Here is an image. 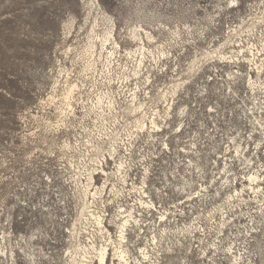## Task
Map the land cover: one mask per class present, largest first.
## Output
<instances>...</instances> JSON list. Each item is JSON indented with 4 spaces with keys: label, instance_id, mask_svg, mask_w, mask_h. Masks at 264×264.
I'll list each match as a JSON object with an SVG mask.
<instances>
[{
    "label": "rangeland",
    "instance_id": "374dc122",
    "mask_svg": "<svg viewBox=\"0 0 264 264\" xmlns=\"http://www.w3.org/2000/svg\"><path fill=\"white\" fill-rule=\"evenodd\" d=\"M98 1L103 8H91L87 0H0V242L5 252H16L14 264H69L74 245L110 246L118 224L131 216L137 225L128 228L124 243L131 264L170 259L179 264L183 258L187 264H264V131L255 123L256 117L264 123V0H238L236 7L231 0ZM103 13L114 19L122 48L108 68L98 46L91 58L97 72L88 75L85 50L95 17L99 34L109 24ZM138 25L156 36L146 41L149 50L137 79L136 59L128 53L136 50L131 30ZM213 51L226 60L207 61ZM194 60L199 62L195 75L188 72ZM179 80V97L167 117L163 93ZM69 83L79 90L67 119L48 101L61 99ZM108 94L119 104L104 115L111 113L102 132L104 150L98 153L84 145L89 132H98L100 116L92 105ZM145 113L146 123L152 117L162 131L152 132L151 124L149 131L135 127ZM84 167L99 190L90 212L104 220L102 226H87L81 219L77 223L85 228H79L90 233L76 238L81 195L73 177L85 173ZM225 174L240 194H225ZM168 246L173 253L161 262L149 257L166 254ZM25 252L36 261H28ZM113 253L110 247L107 264ZM0 264L12 261L0 253Z\"/></svg>",
    "mask_w": 264,
    "mask_h": 264
},
{
    "label": "bare ground",
    "instance_id": "6f19581e",
    "mask_svg": "<svg viewBox=\"0 0 264 264\" xmlns=\"http://www.w3.org/2000/svg\"><path fill=\"white\" fill-rule=\"evenodd\" d=\"M88 1V5L91 6V8L93 7H98L100 8V2L98 0H87ZM231 4L230 6H237L239 4L238 0H231L230 1ZM242 4V3H241ZM103 8V7H101ZM95 9V8H94ZM102 10V9H101ZM238 10V9H237ZM240 10V9H239ZM107 11V10H106ZM227 11V10H226ZM102 12V11H101ZM217 13V12H216ZM94 14V13H93ZM104 16L106 17V21L109 23L107 26H106V29L103 31V33L99 34L98 31L95 29V27H98L99 26V22H98V18L95 17V20H94V26L92 27V30H91V35H89V43L88 45L86 46V50H85V53H86V56L88 57V62H87V66L85 68V72H87V74L89 75L90 74H94L97 72V61L96 60H91V58L93 57L94 54H97V47L100 46L101 47V52L98 54V56L100 57V59H105V63L107 64V67L109 68L112 64H113V60H115L117 57L116 55L119 53V49L122 48L120 42L118 41L117 39V36H116V23H114V19L112 20L111 17H109L108 15H106L107 13H103ZM102 14V16H103ZM223 14V13H222ZM99 15V14H98ZM170 15V14H169ZM211 15V14H210ZM189 16V15H188ZM140 17V16H139ZM144 17V16H143ZM212 17V15H211ZM147 18V16H146ZM207 18V17H206ZM241 18V17H240ZM101 19V18H100ZM139 19V18H138ZM184 19V18H183ZM204 19V18H203ZM212 19V18H211ZM91 20V19H90ZM116 20V19H115ZM131 20V19H130ZM185 20V19H184ZM148 21V20H147ZM133 22V21H132ZM143 22V21H142ZM141 22V24H142ZM154 22V21H153ZM205 23V22H204ZM218 23V22H217ZM93 24V23H92ZM151 24V23H150ZM161 24V23H160ZM178 24V22H177ZM209 24V23H208ZM101 25V24H100ZM135 25V24H134ZM144 25V24H143ZM147 25V24H146ZM148 26V25H147ZM165 26V25H164ZM180 26V25H179ZM100 27V26H99ZM128 27V26H127ZM132 27V26H131ZM149 27V26H148ZM161 27V26H160ZM133 28V29H132ZM131 29V40L135 43L136 45V50H128L129 53L128 55L132 58V59H136L135 60V63L137 64L135 67H134V70H133V75L134 77H139V75L141 74L142 72V66L144 64V61L146 59V52L147 50H149L147 48V43L146 41H149V42H153L155 40V33H151V32H148L146 28H143L142 26H135L132 27ZM153 28V27H152ZM167 28V27H166ZM157 29V28H156ZM161 29V28H159ZM192 29V28H190ZM90 30V29H89ZM173 30V29H171ZM125 31V30H124ZM155 31V30H154ZM158 31V30H157ZM127 32V31H126ZM125 32V33H126ZM190 32V31H189ZM193 32V31H192ZM89 33V32H88ZM118 33V32H117ZM227 33V32H226ZM128 34V32H127ZM155 35V36H154ZM127 36H130L127 35ZM200 36V35H199ZM198 36V37H199ZM232 36V35H231ZM160 37V36H159ZM170 37V36H169ZM193 37V36H192ZM201 37V36H200ZM233 37V36H232ZM128 38V37H127ZM87 39V38H86ZM125 39V37H124ZM176 39V38H175ZM233 39V38H232ZM161 40V39H160ZM171 40V39H170ZM172 41V40H171ZM176 41V40H175ZM232 42V41H231ZM192 43V42H191ZM213 43V42H212ZM80 44V43H79ZM147 44V45H146ZM134 45V46H135ZM150 45V44H149ZM170 45V44H169ZM84 46V45H83ZM79 47V45H78ZM81 47V46H80ZM133 47V46H132ZM152 47V46H151ZM76 48V46H75ZM217 48V47H216ZM74 49V48H73ZM81 49V48H80ZM100 49V48H99ZM160 49V48H159ZM163 49V48H162ZM154 50V49H153ZM73 51V50H72ZM76 51V50H75ZM79 51V50H78ZM152 51V49H151ZM167 51V50H164V52ZM169 51V50H168ZM126 52V51H125ZM149 52V51H148ZM151 54V53H150ZM220 54V53H219ZM217 53V51H213V52H209V54L207 56H212V58L207 59V61H213L215 59V56L217 58H219V60H226V56L225 55H219ZM75 55V54H74ZM119 55V54H118ZM158 55V54H157ZM161 55L163 56H167L165 55V53H162ZM123 56V55H122ZM153 56V55H152ZM126 57V56H125ZM124 57V58H125ZM159 57V56H158ZM170 57V56H169ZM203 57V56H202ZM83 58V57H82ZM97 58V57H96ZM115 58V59H114ZM119 58V57H118ZM121 58V57H120ZM162 58V56H161ZM167 58V57H166ZM206 58V56H205ZM126 59V58H125ZM160 59V58H159ZM158 59V60H159ZM164 59V58H163ZM200 59V58H199ZM122 60V58H121ZM128 60V59H127ZM154 60L156 61V65L158 64L157 63V58H154ZM161 60V59H160ZM72 61V60H71ZM82 61V60H81ZM101 61V60H100ZM119 61V60H118ZM134 61V60H133ZM147 61V60H146ZM117 62V61H116ZM115 62V63H116ZM148 62V61H147ZM163 62V61H162ZM103 63V62H102ZM120 63V62H119ZM123 63V62H122ZM134 63V64H135ZM197 63L199 62H196V60H194L191 64H190V67L188 69V72L191 74H194L195 73V69L197 67ZM207 63V62H206ZM127 64V63H126ZM165 64V63H164ZM82 65V64H81ZM83 66V65H82ZM104 66V65H103ZM124 66V64H123ZM146 66V64H145ZM82 68V67H81ZM114 68V67H113ZM130 68V67H129ZM67 69V68H66ZM69 69V68H68ZM107 69V68H106ZM126 69V68H125ZM202 69V68H201ZM214 69V68H213ZM70 70V69H69ZM102 70V69H101ZM163 70V69H162ZM204 70V69H203ZM263 70V69H262ZM100 71V70H99ZM118 71V70H117ZM72 72V71H71ZM116 72V71H115ZM125 72V70H124ZM240 72V71H239ZM237 72V74L240 76L239 79L242 78V73H239ZM111 73V71H110ZM118 73V72H117ZM66 74V73H65ZM100 74V73H99ZM105 74V73H104ZM120 73H118L119 75ZM125 74V73H124ZM196 74V73H195ZM194 74V75H195ZM231 74V73H230ZM67 75V74H66ZM103 75V74H102ZM117 75V76H118ZM127 75V74H126ZM70 76V74H69ZM98 76V75H97ZM184 76V75H183ZM178 77V76H177ZM255 77V76H254ZM78 78V77H77ZM103 78V77H102ZM106 78V77H105ZM122 78V77H121ZM184 78V77H183ZM81 79V78H79ZM99 79V78H98ZM119 79V78H118ZM94 80V79H93ZM114 80V79H113ZM182 80V79H181ZM191 80V79H190ZM248 80V79H247ZM59 81V80H58ZM58 81L56 80V83L58 85ZM81 81V80H80ZM85 81V80H84ZM91 81V80H90ZM250 81V79H249ZM254 81V79L252 80ZM251 81V82H252ZM63 82V81H62ZM83 82V81H82ZM109 82V81H108ZM177 82V81H176ZM250 82V83H251ZM258 81H254L253 83L256 84ZM61 83V81H60ZM97 83V82H96ZM115 83V82H114ZM85 84V83H84ZM105 84V83H104ZM113 84V83H112ZM174 84V83H173ZM184 84V83H183ZM186 84V83H185ZM184 84V85H185ZM253 84V86H254ZM80 85V84H79ZM89 85V84H88ZM99 85V84H98ZM181 82L180 80L178 81L177 84H174L173 88L171 89V91H168L167 93H163V97L165 98L166 101H168V116L167 117H170L171 114H172V110L174 109V105H175V101L176 99L175 96H178V93L180 91V87H181ZM259 85V84H258ZM93 86V85H92ZM107 86V85H106ZM61 87V86H60ZM172 87V86H171ZM63 88V87H62ZM79 86L77 84H74V83H69L67 88L63 91V94L61 96V99H59L58 101L57 100V97L56 96H52L48 103L51 104H55L57 105L56 107L59 109V111L61 112L62 115H65V117H69L70 116V113H73V110H74V105H73V100H74V94L76 91H78L79 89ZM98 88V87H97ZM106 88V87H105ZM78 89V90H77ZM104 89V88H103ZM92 90V89H91ZM54 91H58V86H55L54 87ZM62 91V90H61ZM88 91V90H87ZM203 91V90H202ZM91 92V91H90ZM109 92V91H108ZM79 93V92H78ZM81 93V92H80ZM83 93V92H82ZM96 93V92H95ZM169 93V94H168ZM259 93V92H258ZM94 95V94H93ZM99 96V94H98ZM171 96V101L172 103L169 102V97ZM76 97V96H75ZM78 97V96H77ZM179 97V96H178ZM177 97V98H178ZM88 98V97H87ZM98 98V97H97ZM96 98V99H97ZM95 99V100H96ZM163 100V99H162ZM79 101V100H78ZM157 101V100H156ZM259 101V100H258ZM77 103V102H76ZM92 103V102H91ZM132 103V102H131ZM167 103V102H166ZM116 104H119L116 102V99L113 98V96H111V94H108L106 95L105 97H102L100 96L97 101H95L94 105H92L93 107V111H95V113L97 114V116L99 115L100 116V120H99V124H97L95 127L98 129V132H96V135L99 136V138H97V136L95 135V132L91 131L89 132L90 135H89V139L87 140V145L85 144L84 146L87 148V146L91 145V147L98 153L102 152L104 150V144H103V141L102 139L104 138L103 135H102V132L105 131V127H106V123L109 122L110 120V116H111V113L105 115L106 111H113L114 109H116ZM90 106V105H89ZM262 106V105H261ZM143 107V105L139 106V108H137L135 106V111L133 110H130V112L133 113H136L137 110H140L141 108ZM122 108V107H121ZM255 108V107H254ZM108 109V110H107ZM131 109V108H130ZM90 110V109H89ZM99 110H101L102 112H98ZM156 110V109H155ZM67 111H70L68 114H67ZM142 111V110H141ZM247 111V110H246ZM88 112V111H87ZM179 114L180 116H184V110H180L179 109ZM114 113V111L112 112ZM107 114V113H106ZM148 113H145V116H141L140 118H136V128L141 130V131H144V130H150L151 126H152V132H160L162 131L163 129V126L161 125H158V122L153 118L151 119L152 117H148L149 118V121H150V124L146 123V116H147ZM254 114V113H253ZM98 116V117H99ZM150 116V115H149ZM143 117V118H142ZM247 117V116H246ZM147 118V119H148ZM68 119V118H67ZM116 119V118H115ZM252 119V118H251ZM71 120V119H70ZM67 121V120H66ZM112 121V120H111ZM86 122V121H85ZM255 123H257L261 129H263L264 131V123H263V120L258 117H256L255 119ZM67 124V123H66ZM72 124V123H71ZM60 125V124H59ZM56 126L54 127V131L55 133H59V130H60V126ZM254 125V124H253ZM48 126V124H47ZM67 127V126H66ZM48 128H51L50 126H48ZM47 128V130H48ZM104 129V130H102ZM53 131V132H54ZM52 132V133H53ZM144 133V132H143ZM107 134V133H106ZM139 135V134H138ZM82 136V135H81ZM92 136V137H91ZM109 136V135H108ZM153 137V136H152ZM154 138V137H153ZM111 139V138H110ZM71 143V142H70ZM58 144V143H57ZM66 144V143H65ZM73 144V143H72ZM71 144V145H72ZM111 145V144H110ZM119 146V144H118ZM87 151H89L88 149H86ZM247 150V149H246ZM84 151V150H83ZM82 151V152H83ZM115 151V150H114ZM235 153V152H234ZM67 155V154H66ZM243 151L242 149L240 150V147H238L236 149V157L237 158H240L241 156H243ZM85 156V155H84ZM70 157V156H69ZM95 157V156H94ZM97 157V156H96ZM90 158V157H89ZM93 158V156H92ZM249 158V157H248ZM70 160V159H69ZM83 160V159H82ZM91 160V159H90ZM246 162V161H245ZM70 165H72V167L75 168L76 170V166L74 165V162L70 161ZM256 165V164H255ZM100 166V165H99ZM228 166V164L226 163V167ZM118 167V166H117ZM85 173H82V172H78L75 174V176L73 178L76 179V185H77V188L79 190V194L81 195L80 197V202H81V213H80V217L78 219H76V222L74 223L73 227H74V236L77 238L79 235H81L82 233L84 232H88L87 229H83V224L82 223H77V222H81L82 220H84L86 223H87V226L89 225L88 223H95L96 225H99V226H102V222H103V216L101 214H97V213H93V212H90V209H91V204L94 205V203L97 201V198L99 197V190L98 189H94L93 187V176L92 174H90V169H87L85 168ZM83 169V170H84ZM121 169V168H120ZM118 170V169H116ZM78 171V170H76ZM82 171V170H80ZM231 172V171H230ZM115 174H117L115 172ZM123 174V172H122ZM228 174V173H227ZM225 174V176H222L221 179H222V184H221V188L223 190H228L225 194H232L233 192H235L236 194H240L241 191L239 190H236L233 188V184H234V180L232 179V177H229V175ZM111 177V176H110ZM239 177V176H238ZM253 176H251L249 179L250 181H253ZM257 180V179H256ZM255 180V181H256ZM221 181V180H220ZM107 184V182H105ZM109 183V182H108ZM247 184V183H246ZM106 186V185H105ZM245 186V185H244ZM119 187V186H118ZM246 187V186H245ZM252 188V187H251ZM117 189V188H116ZM263 189V188H262ZM243 190V189H242ZM113 191V190H112ZM256 191V190H255ZM149 193V192H148ZM103 194V193H102ZM220 194V191H218V195ZM243 194V193H242ZM98 196V197H97ZM210 196V193L207 192V194H204V197H208L209 198ZM257 196V195H256ZM117 197V196H116ZM199 197V196H198ZM232 198L234 196H231ZM200 198V197H199ZM256 198V197H255ZM152 199V198H151ZM146 202V201H145ZM149 203V202H148ZM141 204V202H140ZM148 206V205H147ZM151 206V204H150ZM93 211V210H92ZM88 212H89V215L88 216ZM212 214V213H211ZM134 215V214H133ZM79 216V215H78ZM165 217V216H164ZM82 219V220H81ZM134 220V221H133ZM85 223V224H86ZM137 225V220L135 219H132L131 216L129 217H126L124 218V220L122 221L121 224H118V229H119V235L118 237L116 236V239L115 238H111V242H110V246L109 245H102L100 247H97L95 245V243L93 244H88L86 246L82 245V244H77V245H74L73 250L69 251L70 253V261H69V264H107V259L109 258V254H110V247L113 248V256H112V264H131V258H130V250L128 251V249L124 246L126 240H127V232H128V228L130 226H133V225ZM71 226V225H70ZM79 226H83V227H80ZM85 228V227H84ZM172 230V229H171ZM169 231V230H168ZM90 233V232H88ZM184 233V232H183ZM87 234V233H86ZM101 234H103V232H101ZM90 235V234H89ZM165 235V234H164ZM73 236V235H71ZM89 238V236H87ZM173 237V236H171ZM156 238V237H155ZM8 239V238H7ZM34 239V235H31L30 236V240L32 241ZM93 240V238L91 239ZM87 241V240H86ZM104 241V240H103ZM109 241V240H108ZM255 241V240H254ZM9 243V242H8ZM108 243V242H107ZM164 243V241H163ZM11 244V243H10ZM109 244V243H108ZM188 245V244H187ZM127 246V245H126ZM161 246V245H160ZM14 247V246H13ZM128 247V246H127ZM199 248V247H198ZM12 249V248H11ZM22 249V248H21ZM164 249V248H163ZM173 248H170V246L167 247V249L165 250L166 251V254L165 253H159V255L161 256H157L156 254H152L151 256L149 255V257L153 258L154 256V259L157 263L161 262L160 258L164 257L165 256H168V255H171L173 253ZM175 250V249H174ZM145 251V250H143ZM29 252V251H28ZM28 252H25L26 253V256H27V259L28 261H30L31 263L36 261L35 258L36 256L34 254H30ZM0 253L1 255L3 254L4 256H6L7 258H10V260L12 261V264H14L17 260V257H16V252L12 249L10 250V252H5V249L4 247H2V244L0 242ZM68 253V251H67ZM144 255V254H143ZM132 256V255H131ZM264 256V255H263ZM146 257L148 258V256L146 255ZM145 257V258H146ZM228 258V257H227ZM168 260V259H167ZM235 260V259H234ZM242 260V259H241ZM172 259H170V261L168 262V264H175L173 262H171ZM117 262V263H116ZM179 264H187V262L185 261V259L183 258L182 262L181 260H179ZM65 264V263H64ZM154 264V263H153Z\"/></svg>",
    "mask_w": 264,
    "mask_h": 264
}]
</instances>
